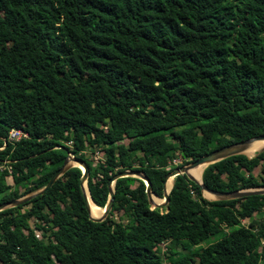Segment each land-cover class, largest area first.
Returning a JSON list of instances; mask_svg holds the SVG:
<instances>
[{
  "label": "trees",
  "instance_id": "obj_1",
  "mask_svg": "<svg viewBox=\"0 0 264 264\" xmlns=\"http://www.w3.org/2000/svg\"><path fill=\"white\" fill-rule=\"evenodd\" d=\"M260 133L264 0H0V202L42 187L68 152L98 207L122 168L162 196L174 166ZM80 174L0 209V264H264V193L209 199L177 173L151 207L143 179L119 176L93 220ZM201 180L264 186V147L208 163Z\"/></svg>",
  "mask_w": 264,
  "mask_h": 264
},
{
  "label": "water",
  "instance_id": "obj_2",
  "mask_svg": "<svg viewBox=\"0 0 264 264\" xmlns=\"http://www.w3.org/2000/svg\"><path fill=\"white\" fill-rule=\"evenodd\" d=\"M256 138H264V133L256 134V135H253L250 137H246V138L239 139L236 141H232V142H229L226 144H222L220 146L212 148L211 150H209L207 152L202 153L198 157L191 159L186 163H182L180 165L174 166L172 169L167 171L162 178V181H161V183H162V196H157L155 193H153L151 191L150 182L147 179V177L143 175V173L141 171H139L137 169H133V168L119 169V170L115 171L114 173H112L106 180V184H107V188H108L107 198H106V201L103 204V206H101L102 212L98 216H93L89 213V204H88V200H87V196H86V192H85V188H84V187H86V190H87V186H86V176H87V170H88L87 165L85 164V162L83 160L76 158L73 155L66 154V156L63 159L62 164L51 174V176L48 178V180L46 181V183L42 187H40L37 190H34L30 193L21 195L19 197H16V198H13L10 200L1 201L0 202V209L4 208L6 206L16 205L20 202L27 200L28 198H30L32 195H34L36 193L43 192V190L46 189L47 187H49V185L53 182V180L58 175H60L69 166L73 165L70 163V161H74L75 165L81 169V174L79 176V186H80V190H81L82 197L84 200L85 208L88 212V216L93 220H102L107 215V213L111 207L112 199H113V181L119 176L131 175V176H136V177L143 179L144 184H145V192H146L147 200L150 203L151 207L162 206V205L166 204L167 199H168V192H169L171 184H170L169 188L166 189L165 188V181L169 175L171 177H173L177 173H185V175L190 180L194 181L195 183H197L199 185L201 192H203V190H205V191L211 193L213 195V198H211V199H227V198L240 197V196H245V195L254 194V193H264V186L237 188V189H231V190L210 189L202 182L201 174H200V178L197 179L187 172L188 168L195 166L197 164H203V167H204L208 163L214 162V161L219 160V159L226 157L228 155H232V154H236V153H244L243 150L248 146L249 142L252 139H256ZM263 147H264V145L250 155H248L246 153H244V154H246L247 156H252L256 152L260 151ZM201 172H202V170H201ZM87 192H88V190H87ZM151 194H153L157 197H160L161 200L160 201H154ZM203 196H205V195H203Z\"/></svg>",
  "mask_w": 264,
  "mask_h": 264
},
{
  "label": "bare ground",
  "instance_id": "obj_3",
  "mask_svg": "<svg viewBox=\"0 0 264 264\" xmlns=\"http://www.w3.org/2000/svg\"><path fill=\"white\" fill-rule=\"evenodd\" d=\"M264 145V138H256V139H252L248 146L243 150L244 153L250 155L252 154L254 151H256L257 149H259L260 147H262ZM75 163V162H74ZM203 168V164H197L195 166H192L190 168L187 169V172L194 176L195 178L199 179L200 178V174H201V170ZM172 181V177L169 175L165 181V188L168 189L170 184ZM85 188V192H86V196H87V200H88V204H89V213L93 216H98L100 215V213L102 212V208L96 206L92 200L89 197V194ZM203 195H205L206 197H212L213 195L205 190H203ZM152 198L154 201H160L161 198L151 194Z\"/></svg>",
  "mask_w": 264,
  "mask_h": 264
},
{
  "label": "rangeland",
  "instance_id": "obj_4",
  "mask_svg": "<svg viewBox=\"0 0 264 264\" xmlns=\"http://www.w3.org/2000/svg\"><path fill=\"white\" fill-rule=\"evenodd\" d=\"M100 158H96L95 154L93 153L92 156H91L92 163L95 162L96 159H100ZM178 159H179V156H176L172 160H169L168 164H170V165L175 164V163H177ZM70 163L73 164V165H75L74 161H70ZM202 194H203V192H202ZM207 198L211 199V198H213V196L212 197H207ZM116 214H117V212H114V214H112V216H115ZM246 220L247 219L244 218L241 221L246 222ZM32 222H33V218H29L28 219V223L30 225H32ZM189 245L191 246V244H189ZM176 250H177L176 254H179V252L183 251V249H180L179 247H177ZM184 251L188 252V250H185V249H184ZM161 253H163V254L166 253V249H165L164 244H161ZM163 264H168V260L167 259H163Z\"/></svg>",
  "mask_w": 264,
  "mask_h": 264
},
{
  "label": "built area",
  "instance_id": "obj_5",
  "mask_svg": "<svg viewBox=\"0 0 264 264\" xmlns=\"http://www.w3.org/2000/svg\"><path fill=\"white\" fill-rule=\"evenodd\" d=\"M21 136H26V132L22 131L19 128H10L9 131H8L7 139L15 140V139H18ZM68 154L72 155L70 152H68ZM94 154H95L96 158H100L101 155H102V151L99 150L98 148H96L94 150Z\"/></svg>",
  "mask_w": 264,
  "mask_h": 264
}]
</instances>
